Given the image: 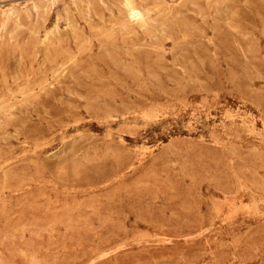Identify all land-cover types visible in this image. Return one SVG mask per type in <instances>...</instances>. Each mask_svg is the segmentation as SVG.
<instances>
[{"label": "rangeland", "instance_id": "obj_1", "mask_svg": "<svg viewBox=\"0 0 264 264\" xmlns=\"http://www.w3.org/2000/svg\"><path fill=\"white\" fill-rule=\"evenodd\" d=\"M0 264H264V0H0Z\"/></svg>", "mask_w": 264, "mask_h": 264}, {"label": "bare ground", "instance_id": "obj_2", "mask_svg": "<svg viewBox=\"0 0 264 264\" xmlns=\"http://www.w3.org/2000/svg\"><path fill=\"white\" fill-rule=\"evenodd\" d=\"M126 1H129V0H126ZM154 1V0H153ZM188 2V1H187ZM128 4V3H127ZM126 5V4H125ZM127 6V5H126ZM129 6V5H128ZM130 9V8H129ZM204 10V9H203ZM131 11V10H130ZM130 13V12H129ZM133 13V12H132ZM136 13V12H134ZM137 14V13H136ZM182 14V13H181ZM139 26V25H138ZM111 30V29H110Z\"/></svg>", "mask_w": 264, "mask_h": 264}]
</instances>
